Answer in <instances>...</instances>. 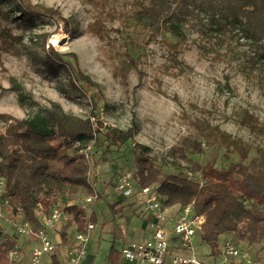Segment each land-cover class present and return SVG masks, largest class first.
<instances>
[{
	"label": "rangeland",
	"instance_id": "374dc122",
	"mask_svg": "<svg viewBox=\"0 0 264 264\" xmlns=\"http://www.w3.org/2000/svg\"><path fill=\"white\" fill-rule=\"evenodd\" d=\"M131 1L0 0V26L19 38L0 40V114L32 117L57 103L64 112L92 117L101 125L87 175L98 193L93 206L97 221L87 245L92 264H107L110 248L121 247L119 226H132L125 215L133 221L151 220L139 193L123 198L113 188L116 172L134 171V144L149 147L146 153L161 178L175 174L202 182L203 173L212 168L232 162L248 166L264 157V71L253 64L247 46L233 38L222 46L190 29L176 46L177 39L166 32L147 43L146 32L130 18ZM22 4L58 9L62 19L23 15L18 8ZM55 36L63 39L60 46L51 43ZM128 56L137 68L126 63ZM76 70L89 82L79 80ZM11 79L23 87L22 93ZM4 128L0 118V132ZM112 129L127 139L110 144L106 133ZM174 147L187 151L188 159ZM86 195V189L77 188L69 198L81 203ZM71 225L69 221L59 235L66 238ZM6 232L13 235L10 229ZM193 247L196 253L209 252L199 236ZM57 256L65 264L64 251ZM51 257L41 262L52 264Z\"/></svg>",
	"mask_w": 264,
	"mask_h": 264
},
{
	"label": "trees",
	"instance_id": "16d2710c",
	"mask_svg": "<svg viewBox=\"0 0 264 264\" xmlns=\"http://www.w3.org/2000/svg\"><path fill=\"white\" fill-rule=\"evenodd\" d=\"M130 5V18L146 32L147 43L166 32L177 39L176 46L183 40L185 29L222 46L228 38H233L247 46L253 64L264 71V0H132ZM18 8L23 15L62 19L59 10L49 6L22 4ZM90 28L99 35L97 27ZM0 40L19 41V38L0 26ZM198 46L206 48L200 43ZM48 47L62 63L61 55ZM126 63L137 68V61L130 56ZM75 75L79 80L89 82L88 76L79 70ZM11 82L15 90L23 92L16 80L11 79ZM0 118L5 123L0 132V176L5 181L3 197L9 201L7 208L16 214V206H19L22 216L36 221V201L41 200L46 205L60 199L72 215L76 230H85L88 220L95 223L96 214L86 218L77 204L66 206V203L77 188L86 189V194L93 192V185L86 175L89 165L80 150L92 142L93 153L96 151L100 123L92 117L68 114L57 103L44 114L15 118L2 113ZM106 139L116 145L127 138L121 130L112 129L106 133ZM134 149L133 175L139 187L153 186L165 206L190 204L196 213L206 214L207 221L196 236L209 246L211 256L219 254L222 234H232L236 242L247 244L260 243L264 239L263 156L260 160L252 159L248 166L232 162L226 167L212 168L203 173L201 182L175 174L161 178L160 168L146 153L149 147L136 143ZM173 150L181 158L188 159V152L181 147ZM37 193L45 196L39 199ZM6 229L0 226V264H21L7 257L16 244V237L14 233L6 234ZM120 259V250L112 246L108 264H120ZM51 260L52 264H60L54 254Z\"/></svg>",
	"mask_w": 264,
	"mask_h": 264
},
{
	"label": "built area",
	"instance_id": "2783aa9c",
	"mask_svg": "<svg viewBox=\"0 0 264 264\" xmlns=\"http://www.w3.org/2000/svg\"><path fill=\"white\" fill-rule=\"evenodd\" d=\"M93 143L81 148L83 160L89 165L93 153ZM89 169V167H88ZM88 169L86 175H88ZM115 191L123 198L137 193L146 204L149 216L153 220V231L149 237L122 241L119 248L120 264H201L192 254L193 239L207 221L204 213H196L192 205L165 206L154 191L153 186L139 187L130 171L116 172L113 176ZM4 178L0 176V226L8 225L16 236L15 246L9 250L10 261H20L25 245L30 246L29 264H41L42 257L51 255L56 250L52 231L59 232L72 220V215L64 208L60 199L51 206L41 200L35 203L36 221L21 215V208L16 206V214L8 208L9 201L3 197ZM98 193L93 191L82 198L81 203L69 200L66 206L77 204L88 218L93 213V206ZM173 209V211H172ZM171 223V230L168 228ZM95 224L88 220L85 230H76L66 250V264H83L88 255L89 231ZM125 232L124 228H121ZM60 242V240H59ZM223 260L213 264H256L254 257L231 240H226L220 248Z\"/></svg>",
	"mask_w": 264,
	"mask_h": 264
},
{
	"label": "crops",
	"instance_id": "0c3cea01",
	"mask_svg": "<svg viewBox=\"0 0 264 264\" xmlns=\"http://www.w3.org/2000/svg\"><path fill=\"white\" fill-rule=\"evenodd\" d=\"M125 217H127L126 221H128V222L132 221V226L129 228L128 223H122L119 226L120 228L118 229V231H119L118 235H116L118 237V239H120L121 241L137 240V239L149 237L151 235V233L153 231V220L152 219L150 221H146L145 219L136 218V220L133 221L131 215L127 214V215H125ZM121 228H124L125 232H122ZM75 231H76V226H75V224L72 223L71 232L67 231V233H69V235H67L66 238L63 235L62 236L57 235L55 231H54V234L52 235L53 241L55 242V240H56V250L53 254L60 261V264H62V260L59 259L57 255H58L59 251L63 250L64 255H65V261L64 262L66 264L67 246L72 241L73 233ZM56 236H58V238H57L58 241H57V239H55ZM90 238H91V230L89 231V240H90ZM230 238H231L230 234H222L220 236L219 248L222 247L223 243L226 240H230ZM59 240H60V242H59ZM235 244H237L240 248H242L246 252L250 253L254 257L256 264H264V239L260 243L247 244L245 241H241L238 243L235 242ZM29 253H30V246L25 245L24 249H23L22 258L20 260L21 264H29L28 259H27V258H29ZM192 254L200 261L201 264L219 263L223 260V256L220 254V252L217 256L214 257V256L210 255V250L208 253L200 254V253H196V251L193 247ZM26 255H28V257ZM51 256H52V254H51ZM44 257H43V259H44ZM106 259H107V264H108V253L106 255ZM93 261H94V255L88 249V255H87L86 259L84 260L83 264H92ZM41 264H43V263L41 262ZM166 264H170L168 259L166 260Z\"/></svg>",
	"mask_w": 264,
	"mask_h": 264
},
{
	"label": "bare ground",
	"instance_id": "6f19581e",
	"mask_svg": "<svg viewBox=\"0 0 264 264\" xmlns=\"http://www.w3.org/2000/svg\"><path fill=\"white\" fill-rule=\"evenodd\" d=\"M63 39H61L59 36H55L51 39V43L54 45V46H60L61 43H62Z\"/></svg>",
	"mask_w": 264,
	"mask_h": 264
}]
</instances>
